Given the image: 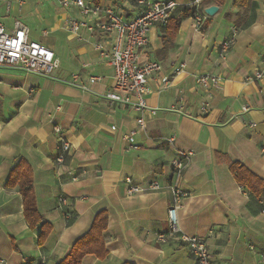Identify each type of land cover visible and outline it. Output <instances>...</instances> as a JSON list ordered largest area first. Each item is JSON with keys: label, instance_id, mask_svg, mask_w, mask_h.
I'll return each instance as SVG.
<instances>
[{"label": "crops", "instance_id": "obj_1", "mask_svg": "<svg viewBox=\"0 0 264 264\" xmlns=\"http://www.w3.org/2000/svg\"><path fill=\"white\" fill-rule=\"evenodd\" d=\"M93 1L125 19L143 8L137 0ZM175 1L173 16L196 9L194 0ZM233 1L206 3L205 8L219 9L209 15L204 8L201 29L194 14L182 18L165 52L166 26L149 29L142 60L160 61L163 70L149 81L141 129L140 114L104 97L114 70L96 45L110 50L115 41L114 32L99 27L105 10L99 18H85L91 28L75 33L67 20L80 18L76 7L64 8L59 0H0V22L12 29L21 19L30 39L59 59L51 74L0 66V264H58L102 210L108 212L109 254H87L82 264H197L183 241L157 238L169 229L173 183L187 194L178 210L180 228L206 238L213 264H264V201L230 169L239 161L264 179V0L246 6ZM233 34L235 43L222 59L219 44ZM183 62L185 69L177 73ZM197 72H212L224 81L207 89L196 84ZM257 72L261 78L246 80ZM91 75L104 79L91 84ZM162 76L170 77L168 85ZM56 125L71 143L61 163ZM189 151L190 162L176 174L171 161ZM21 159L34 170L37 206L53 227L43 245L40 227L30 228L24 216L20 188L7 186ZM127 178L141 190L131 194ZM154 180L158 189L151 188Z\"/></svg>", "mask_w": 264, "mask_h": 264}, {"label": "built area", "instance_id": "obj_2", "mask_svg": "<svg viewBox=\"0 0 264 264\" xmlns=\"http://www.w3.org/2000/svg\"><path fill=\"white\" fill-rule=\"evenodd\" d=\"M64 8L76 7L79 9L81 16L70 17L67 20V27L72 32H78L81 27H88V21L85 18L94 16L99 18L100 13L105 10L106 20L99 24L104 33H115V41L110 50L103 47L101 43L96 48L104 56L107 62L113 67V85L112 88L104 93V97L115 103H122L130 106L140 116L137 118L138 127L144 128L143 113L147 108L146 96L149 92V81L153 75L161 74L163 65L160 61L142 60L143 52L149 43L148 31L152 26H167L169 19L176 6L175 0L156 1L149 3L147 0H137L143 6L141 12L130 18L116 13V11L103 7L93 0H59ZM203 0H194L196 9ZM207 14L196 11V28L201 29L207 19ZM90 27V26H89ZM91 28V27H90ZM236 40L235 34L226 37L219 44V55L226 59ZM0 66H13L21 68L27 72H36L42 74H51L59 66V59L56 57L54 50L42 44L39 41L30 39V28L22 21L17 19L12 29H8L0 22ZM186 64L183 62L176 69L177 73L184 70ZM262 77L261 72L254 76H247L246 80H254ZM78 79V77H75ZM104 79L101 75H91L88 82L93 84L101 82ZM161 81L168 85L170 77L162 76ZM196 84L207 89L220 87L224 78L212 72L195 73ZM87 88V84H82ZM209 104L204 103L202 109L207 111ZM59 108V107H58ZM249 107L245 106L247 110ZM176 110L177 107H174ZM56 133L60 134L62 141V151L57 156V162L64 160V154L71 148V143L67 138L62 137L63 129L60 125L55 126ZM133 130L130 134L125 135V139L135 133ZM193 153L191 151L179 154L171 161L174 172L182 175ZM129 192L131 194L141 190V186L133 183L131 178H127ZM160 183L154 180L151 188L158 189ZM187 194L182 188L173 183L171 185V201L168 207L169 229L160 232L157 236L161 243L169 239H179L187 244L191 254L195 257L197 264H213L212 255L205 237L192 235L181 230L179 225L178 210L181 207ZM64 203L66 199L61 197ZM3 264H9L1 260Z\"/></svg>", "mask_w": 264, "mask_h": 264}, {"label": "trees", "instance_id": "obj_3", "mask_svg": "<svg viewBox=\"0 0 264 264\" xmlns=\"http://www.w3.org/2000/svg\"><path fill=\"white\" fill-rule=\"evenodd\" d=\"M211 1H220L222 3L226 0H204L197 9H185L182 16L177 17L171 15L169 23L165 28L164 41L166 43L163 51L167 48L174 35L177 33L182 18L194 14L196 11L204 12V5ZM234 4L241 6L251 5V0H234ZM230 169L234 174L236 180L246 188L257 199L264 201V179L253 173L248 167L239 161L232 162ZM34 170L31 164L26 159H21L20 162L12 169L8 181V187L20 188L24 196V216L32 229L40 227L38 236L39 245H43L52 231V224L44 221L40 213L36 195L34 191ZM73 217H69L71 222ZM108 226V212L106 210L100 211L94 218L89 230L81 235L71 246L66 256L58 264H82L83 258L87 254H94L100 258L108 256L109 251L106 247L104 232ZM128 264V263H124Z\"/></svg>", "mask_w": 264, "mask_h": 264}, {"label": "water", "instance_id": "obj_4", "mask_svg": "<svg viewBox=\"0 0 264 264\" xmlns=\"http://www.w3.org/2000/svg\"><path fill=\"white\" fill-rule=\"evenodd\" d=\"M219 7L217 5H209L205 8V12L209 15H214L218 11Z\"/></svg>", "mask_w": 264, "mask_h": 264}, {"label": "rangeland", "instance_id": "obj_5", "mask_svg": "<svg viewBox=\"0 0 264 264\" xmlns=\"http://www.w3.org/2000/svg\"><path fill=\"white\" fill-rule=\"evenodd\" d=\"M79 17V16H78ZM57 69V68H56ZM56 69L55 70H53V72H55L56 71Z\"/></svg>", "mask_w": 264, "mask_h": 264}]
</instances>
